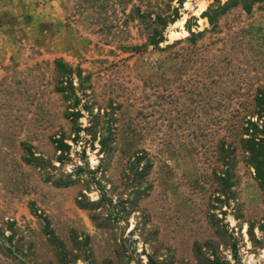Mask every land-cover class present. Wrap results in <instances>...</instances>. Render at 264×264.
Here are the masks:
<instances>
[{
    "label": "rangeland",
    "instance_id": "1",
    "mask_svg": "<svg viewBox=\"0 0 264 264\" xmlns=\"http://www.w3.org/2000/svg\"><path fill=\"white\" fill-rule=\"evenodd\" d=\"M0 264H264V0H0Z\"/></svg>",
    "mask_w": 264,
    "mask_h": 264
}]
</instances>
